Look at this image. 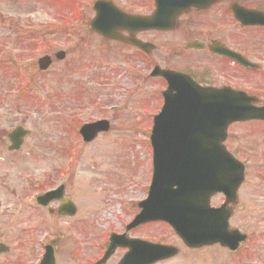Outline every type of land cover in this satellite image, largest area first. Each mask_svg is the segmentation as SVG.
Here are the masks:
<instances>
[{"label": "rangeland", "instance_id": "374dc122", "mask_svg": "<svg viewBox=\"0 0 264 264\" xmlns=\"http://www.w3.org/2000/svg\"><path fill=\"white\" fill-rule=\"evenodd\" d=\"M28 2L16 8L3 3L0 12L11 19L23 20L27 17L23 4ZM64 5L62 0H46L33 16L36 23L42 22L52 33L50 54L63 50L67 59L56 61L46 75L41 74L37 66L29 70L14 69V74L20 75L19 86L29 82L30 94L26 99L17 98L14 91L18 90V83L0 68V99H10L7 105L0 107V114L7 116L2 123L5 131L22 121L34 131L35 135L28 140L26 150L30 149L29 152L21 156H26L27 160L35 154L38 156L36 161L30 160L32 173L39 177L35 185L43 183L40 178L51 189L65 182L66 194L79 208V214L74 219H59L57 215L48 217L44 211L36 213L23 203L31 190L23 195L25 188H20L18 198L26 211L20 217L6 219L1 207L6 206L7 201L0 194V242L11 248L9 255L0 256V264H37L44 247L54 240L60 264H91L98 259L111 231H120L119 221L137 215V204L147 195L152 151L148 135L150 119L145 118L147 111L149 114L158 110L161 98L157 93L163 86L158 80L146 79L150 65L144 54L133 47L102 43L92 34L82 39L75 37L71 42L64 39L59 34L65 27L64 15L58 11H63ZM16 9L23 11L17 14ZM8 25L0 22V36L8 33ZM158 36L157 33L143 36L160 44L153 52L157 63L164 52L169 53L166 47L171 45L168 39ZM14 49L18 56L27 55L20 46ZM41 53L39 50L37 54ZM103 118L111 121V131L91 144H84L74 131V125ZM4 149L6 147L0 144V152ZM0 168L1 176L8 175L5 179L15 176L17 170L16 166ZM15 181L19 186L20 180ZM222 255L212 254V259L202 261L179 258L174 264L236 263L224 251ZM118 256L110 264H116Z\"/></svg>", "mask_w": 264, "mask_h": 264}, {"label": "flooded vegetation", "instance_id": "af4514ba", "mask_svg": "<svg viewBox=\"0 0 264 264\" xmlns=\"http://www.w3.org/2000/svg\"><path fill=\"white\" fill-rule=\"evenodd\" d=\"M25 1L4 2L0 0V5L7 3L8 7L16 8ZM62 1L70 5L71 11L78 14V18H83L85 14L82 13V9L85 8L86 14L90 11L94 13V5L99 0H82V4H78L77 0ZM110 1L127 14L149 16L161 0ZM35 2L37 11L41 6H44L45 0H35ZM189 5L191 7L176 20L177 26L173 32L175 33V43L166 47L169 48V53L164 52L161 61H158L162 65L161 67L164 70L189 74L196 84L204 88H231L238 92L247 93L251 97L253 96L252 103L263 109L264 0H190ZM22 11L15 10L17 14L22 13ZM24 11L27 13V17L23 20L20 18L11 19L2 11L0 12V22L8 23L7 28L10 32L17 30L13 34L8 33L0 36V61L2 63L6 64V61H9V57L5 58L6 61L1 58L10 54L13 46H20L29 56H35L39 49L43 50L42 53L45 55L51 51L53 42L50 39L52 38L50 31L45 29L29 32L22 29L26 26L44 27L42 22L36 23L35 16H33L35 11L30 15H28L29 11L25 9ZM121 33L127 37L130 36L125 31H121ZM139 35L136 34L138 39H140ZM12 38L15 42L9 44ZM140 40H144V37L141 36ZM152 55L153 53L147 57H152ZM153 65H157V63ZM158 80H161L164 86L167 85L163 79L158 78ZM2 106L4 105L0 103V107ZM6 117L0 114V144L6 147L0 152L3 157L0 166L6 168L16 166L17 170L15 176H10L8 179H5L7 174L0 175V194L7 201L6 206H2L0 201V207L2 206L1 210L5 216L3 218L10 219L21 216L22 212L26 211L22 209L21 201L18 198L20 188H25L22 192L23 195L30 188L40 190L42 188L35 185L34 181L25 182L23 178H20L26 169L23 167V162L17 161L16 157L18 153L29 151L26 150L28 148L26 142L28 138L35 135L34 131L28 128L30 133L24 139L23 147L18 152L10 153L8 151L10 146L6 145L9 140V132L7 133L5 126L2 125ZM27 125V122L23 121L13 129L19 126L25 128ZM45 144L41 145L46 146ZM225 147L234 158L235 163L229 167H224V179L229 180L230 178L234 184L231 188L232 191L230 184H225L223 193L216 194L211 198V207L212 209L223 208L230 213L228 220L229 239L240 240L236 251L227 249L231 255L236 256L235 264H264V120L253 119L232 124L228 130ZM19 164L22 167H19ZM15 179L20 180L19 186L16 185ZM59 207L60 203L55 202L50 208L40 207L37 204L32 206L30 210L36 213L45 210L52 218L55 214L58 215ZM78 214L79 211L73 217L59 215L56 217L74 219ZM128 219L134 220L135 218ZM125 231L126 228L120 233H125ZM128 237L142 238L147 242L161 246L177 247L176 256L156 264H174L180 257L183 261L184 258L191 261L195 259L202 261L205 259L203 252L206 249L223 250L219 245L203 249H189L183 246L178 237L173 234L172 229L162 222L142 225L139 229L130 232ZM107 248L105 249L107 250ZM119 249H122L120 254H118ZM119 249L107 264L115 256L119 255L118 257L121 259L127 253V249ZM105 251H100V256L95 260V263L105 254ZM204 255H206V251ZM232 264H234L233 261Z\"/></svg>", "mask_w": 264, "mask_h": 264}, {"label": "water", "instance_id": "95a60500", "mask_svg": "<svg viewBox=\"0 0 264 264\" xmlns=\"http://www.w3.org/2000/svg\"><path fill=\"white\" fill-rule=\"evenodd\" d=\"M160 9V8H159ZM167 10H164L163 8H161L160 10H158V12H156L154 14V16H152V18H148V19H136L135 18H128L125 17V20H127L128 23H134L137 24L140 28L142 25H145V27H148L149 29L152 28H163L164 25H160L159 22L161 21V19L164 17V15H168L167 14ZM181 12V9H175V12L173 14H179ZM110 17H102V21H107L109 22ZM160 20V21H159ZM173 21V20H172ZM95 23H93L92 28H95ZM174 26V21L173 23H168L167 27H173ZM103 33V32H102ZM104 34V33H103ZM106 35L108 38H115V36L113 35H108V34H104ZM136 43V42H135ZM138 44L142 49L146 47V45L143 44ZM163 76L168 75V73L162 74ZM167 76V77H168ZM173 84V83H172ZM184 90V88L182 87L180 92H182ZM181 99L180 101V106L182 108L181 111V115H183L185 117V119L182 121L183 124L185 123H189V122H193V121H197L198 117L200 118V116L198 115L199 112L202 111L201 109V102H200V97H206L210 103H213L214 99L217 100L218 97H220L219 94H217L214 90H209L208 92H200V90H195L194 88L188 87L186 89V91H184L181 95ZM175 101L172 102L173 105H175ZM223 104H227L228 101L227 100H221L220 101ZM207 108L209 106V103L206 102ZM228 107L231 108V111L229 113H227L225 111L224 107H220V109L222 110V116L228 119H225V121L227 122V124L231 123L233 120H237V119H241L243 116L249 117L252 116L253 114H248V115H243L238 113L236 110L232 111V109L234 108V105L230 104V105H226ZM237 109V108H236ZM171 111V109L167 110L163 112V114L161 115L162 117L158 119V121L156 122V127L154 128L155 131L153 133V136L151 138V140L153 141V148L155 151V157L154 160L156 161L155 165H156V177L153 179V186L151 187V191H150V197L149 200L144 202L142 204V207H144L145 211L143 212L144 215H146L147 217L150 215H158L159 211L161 212L160 215H166V217H163L166 221H168L171 225H173L176 230L177 233L184 239V241L186 242V244L188 246H192L194 247V244L196 242V236L193 235V232L188 230V226H191L192 224L190 223L191 221V217L189 213H182L179 214L178 212L180 211V207L182 206H186L187 203V197H183L181 199H178V196L181 195L183 192L181 191L180 193L178 191H174L172 189V185L173 181L175 179H179L180 175H184V174H180L178 175V173L182 172V170H185L184 168L178 170V169H172L170 166H168V168H161V165H166L165 162L163 161V159L166 157V154L164 153V150L160 149L158 150V141L160 138V129L159 127L161 125L164 124V121H161L163 117H165V115L169 114ZM205 111V110H204ZM209 111V108H208ZM199 121V120H198ZM98 125H92L90 127H87L86 132L89 131V136L93 137L95 133V131L97 130ZM91 129V130H90ZM182 130H185L184 128H182ZM192 130H195L194 128H192ZM91 133V134H90ZM185 154V152H182V155ZM172 169V170H171ZM167 172V176L168 177L166 180H163V174H165ZM188 187V184L187 186ZM182 189V188H181ZM180 204H178V203ZM180 206V207H179ZM160 208V210H159ZM73 211V209H72ZM142 217V216H140ZM223 229L225 231L226 229V224L223 223ZM224 237L221 235V239H223ZM215 240L220 241V239L215 238L214 240L208 241V244H211L212 242H214ZM222 241V240H221ZM220 241V242H221ZM197 245V244H196ZM132 256L134 257L135 261L132 259ZM147 259L144 258H140L139 257V250H136L135 252H133L132 254H130L126 260L124 261V264H146ZM42 264H55V262H53V252L51 251V249L47 250V253L43 259V261L41 262Z\"/></svg>", "mask_w": 264, "mask_h": 264}, {"label": "bare ground", "instance_id": "6f19581e", "mask_svg": "<svg viewBox=\"0 0 264 264\" xmlns=\"http://www.w3.org/2000/svg\"><path fill=\"white\" fill-rule=\"evenodd\" d=\"M90 198H88V200H89Z\"/></svg>", "mask_w": 264, "mask_h": 264}]
</instances>
